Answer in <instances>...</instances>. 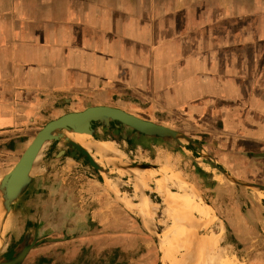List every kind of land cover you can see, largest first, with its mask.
<instances>
[{
    "label": "crops",
    "instance_id": "0c3cea01",
    "mask_svg": "<svg viewBox=\"0 0 264 264\" xmlns=\"http://www.w3.org/2000/svg\"><path fill=\"white\" fill-rule=\"evenodd\" d=\"M260 54H264V0H0V154L5 156L0 165L8 168L0 180L23 154L19 159L5 158L16 156L48 113L96 106L120 109L145 122L150 115L152 122H160L158 112L167 113L168 128L195 141L236 177L229 164L220 163L202 140L186 132L203 133L207 143L216 133L218 145L210 147L229 146L233 150H223L227 158L242 157L245 163L244 156H249L251 163H264ZM134 104L138 113L125 109ZM113 129L130 135L120 124L97 125L88 137L92 158L98 144H114L101 137ZM141 135L138 138L147 137ZM56 143L51 142L35 164L30 181L12 204L8 223L19 243L34 229L37 246L46 240L50 254L45 264L56 263L55 245L75 242L84 253L78 264H89L93 256L99 264L114 256L117 263L141 264L153 252L141 251L149 241L155 244L157 257L152 258L166 262L161 236L189 226L200 234L213 228L216 201L207 199L206 204L172 161L153 165L156 169L122 171L112 162L104 166L93 158L98 169L67 142L53 158ZM152 143L179 150L195 162L198 175L212 183L215 193L238 189L219 174L220 178L212 175L215 170L205 163L198 146L187 143L184 151L156 139ZM249 145L258 151L246 150ZM244 190L243 201L253 210L261 209L264 217V191ZM215 243L219 245L218 240ZM37 246L24 264L37 253ZM89 254L91 258L85 257Z\"/></svg>",
    "mask_w": 264,
    "mask_h": 264
},
{
    "label": "rangeland",
    "instance_id": "374dc122",
    "mask_svg": "<svg viewBox=\"0 0 264 264\" xmlns=\"http://www.w3.org/2000/svg\"><path fill=\"white\" fill-rule=\"evenodd\" d=\"M264 54H260V59L263 60ZM259 62V61H258ZM260 64V63H258ZM135 104L128 106V108L125 107L128 111H132L134 113H138L139 111L135 108ZM69 110L66 109H60L61 111H56V114L52 115L48 113L49 115L42 118L40 121V126L35 128L32 133H30V140L23 146L20 150L17 151V153L14 155H8L5 159H9L8 157L18 159L21 157V155L24 153V151L27 149L28 145L31 144V142L34 140L36 135L40 130H42L49 122H51L54 119H58L62 117L63 115L71 112L81 111L79 108H71ZM151 112V111H150ZM169 114V113H168ZM160 117H158V121L160 122H152V116L150 115L149 118H146L148 120L147 123L151 124L153 126H158L162 128H168L170 127L167 121V113H159ZM50 116V117H49ZM52 116V117H51ZM178 118H183L178 116ZM177 121H180L177 119ZM42 122V123H41ZM119 122H114V125H119ZM122 125V124H120ZM176 129H188V127L179 126V124H173ZM171 128V127H170ZM169 128V129H170ZM212 128H216V126H213ZM119 130V129H117ZM130 130L129 136H124L123 133H120L119 131H114V129L110 133H103L105 135H101V137H107L106 139H109L114 144H108L111 150L108 154L103 153V150H98L95 155H93L94 160L98 162L99 164H102L104 166H108L110 162H117V161H123L128 164H139V165H155V166H162L163 164H168V161L170 160L174 163V167H179L184 173L187 174V176L192 180L194 188H196L199 193L202 195V199L205 201H216L213 205L215 206V213L212 214L213 218L211 221H214V226L211 230L201 233L202 238L205 240V242L209 245L204 247L199 251V256L203 260L210 259L212 256H215L218 258L222 264H264V217L261 209L255 208L254 210L247 206V202L243 201L242 196L245 195L244 192H246L243 188H238L239 193H237L235 190H227V191H221L220 193H215L214 190L211 188V184L207 181L203 180V177H200L198 175V171L196 168V163L192 160H188L184 155H182L181 151L171 149L165 145H158L154 147L152 144V139L150 137H141V134H138L137 132ZM186 131V130H185ZM200 131V130H198ZM188 136L196 139L197 141L202 140L205 149L208 151H211L212 155L220 162L225 165H228V167L231 168V172L236 175V177L244 176L246 178H250L249 180L254 181H247L251 184H264V163H251L252 157L244 156L245 163H242V157L240 160H237L236 158L231 159L226 157V152L223 150H233L230 149L229 146L226 148H213L210 147L212 144L218 145L217 140V134L214 133L213 135L216 136L214 141L208 140V143L206 140H203L202 136L204 135L201 132L189 130L186 132ZM222 133V132H218ZM216 134V135H215ZM140 135V136H137ZM228 136L234 135L233 133L226 134ZM206 136V135H205ZM67 132H64L63 140L59 143H56L54 148L56 152L52 155L54 158L57 153V150H59L60 145L66 143L67 141H72L71 139L67 138ZM67 139V140H65ZM222 142L227 143L226 140H222ZM260 144L261 142L258 141ZM51 144V143H49ZM45 145L43 150L41 151L36 164L41 161L42 155L44 151H47L50 149L51 145ZM81 144L86 150L91 151V147L88 142V138H86L84 143ZM115 144L117 146H115ZM252 144H255L252 142ZM229 145V143H228ZM97 146V145H96ZM246 150L251 151H258V149L253 148L252 146H247ZM256 147V146H255ZM195 155L198 157L199 151L195 147H193ZM191 149V150H193ZM105 150V149H104ZM54 151V150H53ZM264 151V149L262 150ZM101 152V153H100ZM3 153L0 154V160L4 158ZM171 158H173L171 160ZM264 162V161H263ZM231 164V165H230ZM170 165V164H168ZM8 168L5 165H0V174L3 175L6 173ZM114 169V168H112ZM138 172V171H136ZM160 174V173H159ZM213 176L219 177L218 173L214 171L212 173ZM262 175V176H261ZM220 178V177H219ZM245 181V180H244ZM1 182V180H0ZM216 194V195H215ZM195 195V194H194ZM240 196V197H239ZM195 197V196H193ZM239 199L240 202H239ZM195 200L203 202L199 197H195ZM244 202V203H242ZM204 203V202H203ZM217 209L219 211H217ZM195 211V210H194ZM253 212V216L250 214ZM196 215V214H195ZM198 218H201V216L198 214ZM224 217V218H223ZM256 220H255V218ZM257 222V224H256ZM254 225L258 226V230L256 231L253 227ZM220 236H219V234ZM216 234L214 237L213 235ZM18 236V235H16ZM14 235V232L11 231L10 225H8L4 231V234L2 235V238L0 239L1 245H0V257L8 255L13 252V250L16 248V246L19 244V237H16ZM209 239H214L215 242L218 243H211L210 240H207V237ZM45 239L42 241L40 246H37L39 250L33 254V257L36 256V258L31 257V260L29 263H35L34 260H39L40 262L46 260V257L50 253L48 250H50V245L45 244ZM208 241V242H207ZM215 244V245H214ZM54 249H58L57 252L53 253L52 256L55 258V264H78L82 261V255L84 253L80 250V246H78V242L75 243H65V245H55L53 247ZM141 246L136 249V251L140 250ZM192 248H195L194 246ZM187 248L184 252L180 253L178 255V258H182V256H187V253L192 249ZM145 249V251H152V254L148 257H146L145 261H142L141 264H168L166 261L160 262L157 259L152 258V256L155 255V244L153 241H149V243H146L141 251ZM82 252L79 253L77 257H73L76 252ZM99 253V252H97ZM138 254H142L139 252ZM31 255V256H32ZM100 256L99 254H97ZM144 255H149L148 252H146ZM211 257H210V256ZM92 254L86 255L85 257L91 258ZM157 257V256H156ZM94 260H89V264H99V259H96L95 256H93ZM39 262V263H40ZM24 264V263H23ZM84 264V263H82ZM136 264H140L137 262Z\"/></svg>",
    "mask_w": 264,
    "mask_h": 264
},
{
    "label": "water",
    "instance_id": "95a60500",
    "mask_svg": "<svg viewBox=\"0 0 264 264\" xmlns=\"http://www.w3.org/2000/svg\"><path fill=\"white\" fill-rule=\"evenodd\" d=\"M114 122H119L125 129H132L138 134H144L151 139H156L165 144L176 146L184 151H186L185 144H194L201 150V156L204 158L205 163L214 168V170L226 182L236 188H243L250 191H264V184H251L239 180L231 173L225 171L195 141L184 135L174 132L169 128H162L148 124L142 119L120 109L107 106H96L88 108L82 112L68 113L49 122L40 132H38L16 166L0 182V193L6 197V222L7 220L9 221L8 218H10L13 202L18 197L22 188L30 181L33 168L35 167L36 161L45 145L54 141L63 140L64 132L66 131H76L93 135L97 125L101 124L102 126H109ZM127 124L129 127L126 126ZM67 144L70 147L76 148L77 153H81L89 158L93 166L101 169L93 160L91 153L86 151L81 144L73 141H67ZM112 165L114 168L122 171H132L133 169H156L155 166L151 165L126 164L124 162H112ZM206 204L208 203L206 202ZM7 224L8 222L1 226L0 237L4 234ZM35 233V229L29 232L22 242L16 246L12 253L0 257V264H23L31 250L36 247V243L39 240L37 237L38 235H34Z\"/></svg>",
    "mask_w": 264,
    "mask_h": 264
},
{
    "label": "bare ground",
    "instance_id": "6f19581e",
    "mask_svg": "<svg viewBox=\"0 0 264 264\" xmlns=\"http://www.w3.org/2000/svg\"><path fill=\"white\" fill-rule=\"evenodd\" d=\"M127 127L128 124L126 125ZM68 139H71L73 142L77 143H84L86 138L89 137L88 134L85 133H79L76 131H68L67 132ZM107 143L105 144H98L97 151L98 150H106V152L110 151L111 148L109 147ZM89 152V150H87ZM101 153V152H100ZM176 198L182 202L183 204H186L188 206H191V202L187 199L182 198L181 196H176ZM180 198V199H179ZM195 200V197H193ZM6 197H4L0 193V228L5 223H9L7 220L6 222ZM200 214H204L205 211L201 208L199 209ZM11 216V213H10ZM194 223V222H193ZM9 224H7L8 226ZM191 227V228H190ZM2 237H0L1 239ZM208 242V241H207ZM211 243H215V240L210 241ZM1 245V241H0ZM160 246L161 251L163 254L164 259L168 262V264H222L221 261L216 258L215 256H212L210 259L202 260L199 256V251L201 249L205 250L206 246H209L205 240L202 238L201 234L192 226L186 227L183 230L174 233L172 235L165 234L160 237ZM195 248H192V247ZM187 248H192L188 253L187 256H182V258H178V255L185 251ZM210 256V255H209ZM211 257V256H210Z\"/></svg>",
    "mask_w": 264,
    "mask_h": 264
},
{
    "label": "trees",
    "instance_id": "16d2710c",
    "mask_svg": "<svg viewBox=\"0 0 264 264\" xmlns=\"http://www.w3.org/2000/svg\"><path fill=\"white\" fill-rule=\"evenodd\" d=\"M117 258L116 256L109 258L108 260L104 261V264H121V263H117ZM101 264V263H100ZM103 264V262H102Z\"/></svg>",
    "mask_w": 264,
    "mask_h": 264
},
{
    "label": "flooded vegetation",
    "instance_id": "af4514ba",
    "mask_svg": "<svg viewBox=\"0 0 264 264\" xmlns=\"http://www.w3.org/2000/svg\"><path fill=\"white\" fill-rule=\"evenodd\" d=\"M37 246V245H36ZM46 261H47V259L46 260H44V261H42V262H40L39 260L37 261V263L35 262L34 264H45L46 263ZM40 262V263H39Z\"/></svg>",
    "mask_w": 264,
    "mask_h": 264
}]
</instances>
